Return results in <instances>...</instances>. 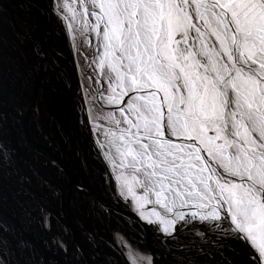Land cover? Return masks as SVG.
<instances>
[{"label":"snow or ice","instance_id":"1","mask_svg":"<svg viewBox=\"0 0 264 264\" xmlns=\"http://www.w3.org/2000/svg\"><path fill=\"white\" fill-rule=\"evenodd\" d=\"M6 11L0 0V33ZM48 11L78 24L82 15L84 39L95 40L84 53L95 79L80 92L114 122L88 124L113 195L162 243L193 229L199 254L211 244L264 264V0H49ZM120 247L126 264H155ZM7 255L0 244V264Z\"/></svg>","mask_w":264,"mask_h":264},{"label":"water","instance_id":"2","mask_svg":"<svg viewBox=\"0 0 264 264\" xmlns=\"http://www.w3.org/2000/svg\"><path fill=\"white\" fill-rule=\"evenodd\" d=\"M3 2L7 8L6 18L8 19L9 29L13 34L8 33L5 39L12 40L16 49V57L9 49L7 56L5 54L6 61L9 64V71L14 68V74L26 85L28 95L25 98L24 107L20 110L14 107L9 109L6 105L1 104L0 107L2 106L1 108L5 111H14L20 116L21 126L18 131V145L9 144L13 157H20L21 149L26 144L35 148L36 153L41 155L44 163H49L59 172L60 179L58 183L56 184L53 180L54 185L57 187L55 198L47 200L44 197L46 201L40 203L39 197H33V201L41 209L37 218L44 235L49 232L44 229L41 219L43 210L49 216L48 230H50L53 221L64 229L66 233L65 237L56 234L59 240H63L65 245V251L59 250L65 254L62 264H65L64 260L73 252L71 248L73 246L80 250L85 264H105V253L102 252L101 243L113 251L114 256L111 255V259H115L116 262V257L118 256L117 258H122V263L126 264L125 258L115 246L113 230L119 232L131 245L150 252L155 258V264H180V261L184 258H195L196 255L193 254L195 249L189 243L190 240L199 243L198 237L194 235V232H178L174 239L168 240L167 243H162L153 229L147 228L141 223L138 215L133 212L129 204L113 195L105 172V163L101 160L104 165L103 170H101L104 176H101L102 180L100 182L96 179L92 164V156L96 154L92 150L91 138L88 132L89 121L87 120L84 102L81 100L82 94L80 92L79 79H77L74 58H72L69 38L64 29L63 21H58L49 14V0H31L30 3L28 0H3ZM28 4L32 6L34 12L30 13L28 11ZM35 16L39 17V19H36ZM10 19L16 22L19 21L27 29V31H23V28L22 32L25 39H29L30 45L20 36L19 30L10 23ZM56 25L61 29L59 33ZM29 30L35 34L31 36L30 33L28 34ZM18 51L21 53L26 52V56L19 59L17 57ZM37 53H42L43 55L41 56ZM47 72L51 73L55 80L60 81L63 85V91L60 92V98L63 101L62 114L59 118L56 115L50 116L56 125L55 133L57 135L55 145L51 149L43 148L44 146L38 142V134L42 135L43 132L40 130L38 123L39 115L35 113L39 104L43 108L45 107L44 102L41 100V90ZM33 110L34 116L32 118L31 112ZM73 115L77 118L79 131L84 133L83 138L85 139L83 149L86 159L84 155L81 156L79 163H77L72 153L76 130L74 126L68 125L69 119ZM68 126L71 129L69 132L71 133L70 136L65 133L66 130L68 131ZM21 178L22 181L20 183L23 185L24 179L26 181L27 177L22 176ZM45 178L50 180L49 176ZM0 181L2 187H4L5 182L3 180ZM77 184L82 185L83 189L77 190L75 187ZM76 194L82 196L86 204L81 201L80 205L74 209ZM96 212L104 218L97 220L95 217ZM18 221L14 220V223L16 224ZM99 225L102 227L101 230L98 227ZM51 240L56 248H59L55 238L52 237ZM31 241L38 247L42 244V241H38L36 238ZM181 244L185 246L183 249L180 247ZM231 251H225L226 254L221 251L219 253L221 252L224 255V260L227 261V264H240L239 261L243 259L242 254L238 250ZM233 252H237L240 255H236ZM233 256L239 260H236ZM44 259L45 256H42L32 264H45Z\"/></svg>","mask_w":264,"mask_h":264},{"label":"bare ground","instance_id":"3","mask_svg":"<svg viewBox=\"0 0 264 264\" xmlns=\"http://www.w3.org/2000/svg\"><path fill=\"white\" fill-rule=\"evenodd\" d=\"M27 6L30 13L34 12L30 4ZM35 18L39 19L37 16H35ZM18 22L10 19V23L19 30L18 33L20 36L25 39L22 29L24 28L23 31H27V29L23 27L20 22ZM56 27L59 33L61 29L59 26ZM8 33L10 34L11 32L7 19L3 31L0 33V104L6 105L9 107V109H13L14 107L20 110L22 105L21 101L25 100L28 92L26 85H24L17 75L14 74V68L9 71V64L6 61V56L10 49L16 57V49L14 48L15 43L12 40L5 39ZM29 33L31 36L35 34L30 30L28 34ZM25 40L30 45L29 39ZM24 56H26V52L21 53L18 51L17 57L19 59L23 58ZM1 63L4 65H1ZM47 76L48 75H45V82L41 90V100L44 102L45 107L43 108L39 104L37 107L38 112L36 111L35 113H38L39 115L38 123L40 130L43 132L42 135L38 134V142L40 145L44 146L43 148L47 147L51 149V147L55 145L54 143L56 142L57 135L55 133L56 125L50 116L56 115L59 118L62 114L61 108L63 101L60 98V92L63 91V85L60 81L55 80V77L50 73V79L52 80L51 82L56 84L55 86L59 87L61 90L57 89L54 84H51ZM13 94H15L14 97ZM15 98L19 100L16 102ZM1 107L0 149H6L9 157L6 161H0V180L5 182L4 187H2L0 181L1 243L7 247L8 256L11 257L12 261L14 262L19 260L21 264H32L34 261H38L42 256H45V264H62L65 254L60 252L59 248H56L51 238L56 234L65 237L66 233L64 229L52 221L50 230L48 231L49 233L44 235L43 230H41L40 227L39 219L37 218L41 209H39V207H37L33 201V197H39L40 203H44L46 201L45 198H47V200H52L55 198V191L57 190V187L54 185V182L56 184L58 183V180L60 179L59 172L56 171V169L49 163H44L41 155L36 153L35 148L26 144H24L23 148L21 147L22 149L21 154L19 155L20 157H13V154L10 153L11 146H9V144L18 145V131L20 130L21 126L20 116L17 113H14V111H5ZM34 110L31 112L32 118L34 116ZM69 121L70 122L68 125L74 126L76 130L74 133L75 144L72 147V153L74 154L77 163H79L81 156L84 155V158L86 159L83 149V146L85 145V139L83 138L84 133L79 131V124L77 122V118L74 115L70 117ZM69 126L67 127L68 131L66 130L65 133L66 135L70 136L71 133L69 132L71 129ZM4 132L7 133L5 134ZM24 151H26V153H24ZM96 157L97 156L95 155V158H92V164L94 168V175L100 182V180H102L101 176H104L101 171L103 170L104 165L100 159L96 160ZM95 161H98V163ZM22 176L27 177L26 181L24 179L23 185L20 183V181H22ZM46 176H49L50 180L48 178L46 179ZM96 189L98 190L97 187ZM75 196L74 209L80 205L81 201H83L82 196L77 194ZM95 217L97 220L104 218L98 212H96ZM14 220L19 221L15 224ZM98 227H100L101 230V225ZM35 238L38 241H42L41 246L38 247L31 241ZM71 248L73 252H71L69 257L64 260L65 264H85L84 260H82L80 250H78L76 246ZM101 249L103 250L102 252L105 253V264H123L122 258L119 259L117 258L118 256L116 257V262L115 259H111V255L114 256L111 248L107 247L106 245L103 246L101 243ZM23 257L25 261H23ZM236 260L239 259L236 257ZM239 263L241 264V260Z\"/></svg>","mask_w":264,"mask_h":264},{"label":"rangeland","instance_id":"4","mask_svg":"<svg viewBox=\"0 0 264 264\" xmlns=\"http://www.w3.org/2000/svg\"><path fill=\"white\" fill-rule=\"evenodd\" d=\"M63 2H64V0H61V3H63ZM67 2L72 3L73 0H67ZM76 2L78 3L79 0H76ZM63 26H64V29L66 31L67 37L69 38V44L71 47L72 58H74V64H75L76 73H77V79H79V87H80V89L83 88L84 90H87L89 88V86L91 85L92 81L95 79V75L93 74V70L95 68V65L90 63L91 57H89L88 59H84V53L86 51H88L89 48L91 49V51L93 53L95 52V40L94 39H90V40L84 39L83 16L82 15L79 16V24H78L75 20H73L70 13L65 14V17L63 19ZM1 65H4V64L1 63ZM46 75H48L47 78L51 82L52 80L50 79L51 78L50 73H48V74L46 73ZM51 84H54V83L51 82ZM55 85L56 84H54V86ZM56 88L61 90L59 87H56ZM14 95L15 94H13V97H14ZM55 98H56V96H55ZM15 99H16V102H17V100H19L17 98H15ZM24 101L25 100L21 101V103H22L21 109L25 105ZM83 102H84L87 120L89 122H92V124H94V125H92L93 131H95V129L97 127L101 128V129L108 128L111 131L114 122L111 120V113L109 112V110L106 107H100V106L95 105L94 102L90 101L87 97H84ZM4 133L6 134L7 132H4ZM104 144H105V148L103 151L108 152L109 147H108L107 139L104 140ZM10 153H11V151H10ZM111 153L113 156H115V149L114 148L111 149ZM92 158H95V156H93ZM97 159L98 158L96 157V160ZM95 162L98 163V161H95ZM117 163H119L118 158H117ZM108 171L114 177L117 169L110 167ZM138 191H142V190L138 189ZM129 205L131 206L133 212H135V214L137 215L135 207L133 205H131L130 203H129ZM151 206H152L151 204L146 205V208H150ZM41 219H42V222L44 224V229L49 231L48 230L49 229V216L45 210L42 211ZM188 231L194 232L193 229H189L185 232L188 233ZM53 237L55 238L57 245L60 248V250L65 251L64 247H60L58 244V242L60 241L59 238L56 235H54ZM113 237H114L115 246L120 250L121 253H123L124 249L120 247V244L123 243L124 241H127V240L125 239V237H122V235H120L119 232H117L116 230H113ZM1 242L2 241L0 240V244H2ZM193 242H194V240L189 241L190 244H193ZM198 242L200 243L199 238H198ZM195 243L197 245H199V243H197L196 241H195ZM5 248L7 250L6 246H5ZM204 248H205V252L210 250L211 253L214 254V256L219 257L220 259L221 258L224 259V255L222 254L223 252L226 254L225 251H230L229 248L225 247L224 249L220 250L222 253L221 252L219 253V251H217L213 246H211V244L204 245ZM233 253L236 255H240L237 252H233ZM193 254L199 258H200V256H202V254L197 253L196 250L193 251ZM123 258H124V256H123ZM6 259L9 261V264H21L19 260L15 261V262L12 261L11 257H9V256L6 257ZM60 259H62V258H60ZM23 261H25L24 257H23ZM145 264H147L146 261H145ZM225 264H227V261H225Z\"/></svg>","mask_w":264,"mask_h":264},{"label":"flooded vegetation","instance_id":"5","mask_svg":"<svg viewBox=\"0 0 264 264\" xmlns=\"http://www.w3.org/2000/svg\"><path fill=\"white\" fill-rule=\"evenodd\" d=\"M193 259L197 260V264H225V260L223 258L220 259L212 253L210 256L202 255L200 258L196 257Z\"/></svg>","mask_w":264,"mask_h":264}]
</instances>
